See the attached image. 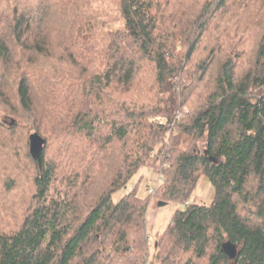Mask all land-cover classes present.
<instances>
[{
	"label": "trees",
	"instance_id": "1",
	"mask_svg": "<svg viewBox=\"0 0 264 264\" xmlns=\"http://www.w3.org/2000/svg\"><path fill=\"white\" fill-rule=\"evenodd\" d=\"M0 264H264V0H0Z\"/></svg>",
	"mask_w": 264,
	"mask_h": 264
},
{
	"label": "rangeland",
	"instance_id": "2",
	"mask_svg": "<svg viewBox=\"0 0 264 264\" xmlns=\"http://www.w3.org/2000/svg\"><path fill=\"white\" fill-rule=\"evenodd\" d=\"M200 145L201 144L199 143V146ZM186 147L187 143L183 142L182 148L185 149ZM157 181H161V177L157 175L152 169L143 167L137 172L136 176L133 178L128 187L113 194L112 200L114 202H117L123 194L127 193L131 189L134 183H137V194L140 196H144L146 194V188H153L154 184ZM213 198V186L210 184L209 180L206 177H202L199 179L197 186L188 201L190 203L209 205L213 201ZM159 202H164L165 204L160 206ZM183 208L184 205L180 203H166L159 198H151L145 216L147 235L148 237L152 238L151 244H153V240L156 235L160 234L165 229L174 211Z\"/></svg>",
	"mask_w": 264,
	"mask_h": 264
},
{
	"label": "water",
	"instance_id": "3",
	"mask_svg": "<svg viewBox=\"0 0 264 264\" xmlns=\"http://www.w3.org/2000/svg\"><path fill=\"white\" fill-rule=\"evenodd\" d=\"M44 145V140L37 134L33 133L29 136V152L33 160L40 164L41 153ZM164 202H159V205H164ZM222 252L229 259H236L238 255V247L230 242H225L221 246Z\"/></svg>",
	"mask_w": 264,
	"mask_h": 264
},
{
	"label": "built area",
	"instance_id": "4",
	"mask_svg": "<svg viewBox=\"0 0 264 264\" xmlns=\"http://www.w3.org/2000/svg\"><path fill=\"white\" fill-rule=\"evenodd\" d=\"M154 192V188L153 189H149V193H153ZM148 241L151 242L152 241V238L151 237H148Z\"/></svg>",
	"mask_w": 264,
	"mask_h": 264
}]
</instances>
